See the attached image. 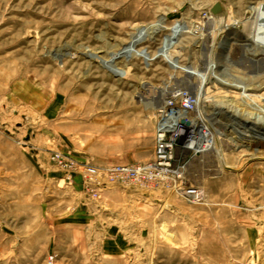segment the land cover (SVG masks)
Segmentation results:
<instances>
[{
    "label": "rangeland",
    "instance_id": "obj_1",
    "mask_svg": "<svg viewBox=\"0 0 264 264\" xmlns=\"http://www.w3.org/2000/svg\"><path fill=\"white\" fill-rule=\"evenodd\" d=\"M262 2L0 0V264H264V145L222 130L223 118L217 145L229 169L214 150L177 151L202 206L119 186L92 201L51 162L55 153L96 166L151 160L159 110L178 91L195 101L213 51L225 67L264 75V58L221 35L229 14ZM216 3L225 15L211 14ZM160 19L164 30L134 49L146 57L127 54ZM98 51L116 57L111 72L90 60ZM186 112L197 123L195 105Z\"/></svg>",
    "mask_w": 264,
    "mask_h": 264
},
{
    "label": "bare ground",
    "instance_id": "obj_2",
    "mask_svg": "<svg viewBox=\"0 0 264 264\" xmlns=\"http://www.w3.org/2000/svg\"><path fill=\"white\" fill-rule=\"evenodd\" d=\"M234 15H226V25L222 26L223 30H221V33L223 34L221 35H223L224 44L230 45L231 43L233 45L236 41H240L246 46L244 51L246 56L253 59L264 58L263 2L248 7L242 14ZM208 19H212V17ZM163 24V19H160L156 25L140 29L127 49V54L145 58L147 54L140 55V52L134 49L146 41L153 40L159 32L164 30ZM232 26H237L240 30L235 31ZM60 52L58 51L56 54L58 57L61 56ZM158 52L161 57L170 61L172 67L179 69L172 56L174 52L165 48ZM100 54H102V51L89 54V58L92 61H99L104 68L110 69L111 72L114 69L111 62L116 57L112 58L114 55H111L110 59L107 60ZM219 55V52L213 51L210 56V63H212L213 67L210 65L209 68L213 69V76L211 77L209 76L210 74H207L201 79L200 89L194 101L198 113L197 116H199L197 123H195V118L190 120L187 117L186 111L194 110L192 103H190L192 109L183 105L185 108L181 112L184 117L181 116V118L174 120L172 123V127L176 129V134L183 141H187V149L192 152L193 156L203 154L208 150H214L216 151V156H221L217 145V139L220 134L216 129L219 124L216 119L221 118L225 119L222 130L236 132L239 140L253 138L258 141V143L256 142L257 145H264V75L251 76L239 72L231 66L225 67L223 65L224 62L221 63L219 61ZM188 74L193 75V73ZM256 153L258 152L253 151L249 154V157L257 159ZM220 160L225 166L222 156ZM225 168L229 169L228 166H225Z\"/></svg>",
    "mask_w": 264,
    "mask_h": 264
},
{
    "label": "built area",
    "instance_id": "obj_3",
    "mask_svg": "<svg viewBox=\"0 0 264 264\" xmlns=\"http://www.w3.org/2000/svg\"><path fill=\"white\" fill-rule=\"evenodd\" d=\"M193 101L186 93L178 91L159 110L152 159L149 161L96 166L55 153L51 162L66 173L68 180L77 175L84 195L92 201L99 200L111 187L119 186L139 192L161 190L176 195L189 206H202L205 201L204 191L188 184L186 162L177 154L178 150L187 149V141H183L172 127L174 120L184 117L181 112L185 108L183 105L192 109L190 103ZM52 263L53 258L50 257L48 264Z\"/></svg>",
    "mask_w": 264,
    "mask_h": 264
},
{
    "label": "crops",
    "instance_id": "obj_4",
    "mask_svg": "<svg viewBox=\"0 0 264 264\" xmlns=\"http://www.w3.org/2000/svg\"><path fill=\"white\" fill-rule=\"evenodd\" d=\"M25 165H26L25 168H26L27 172H30L31 175H33L35 173H39L41 176H43V171L41 170L42 167L40 165H38V163H35L33 165V162L27 161V162H25ZM247 245H248V247L247 246L246 247L251 250L252 247H257L258 246V243L255 245V244H253V241L251 240V241H248V244ZM224 256L225 257H223V260L226 263L232 262V258H231V256L229 254L226 253ZM218 262H220V261H216V260H210L209 262L207 261V263H218ZM202 263H204V262L202 261Z\"/></svg>",
    "mask_w": 264,
    "mask_h": 264
},
{
    "label": "water",
    "instance_id": "obj_5",
    "mask_svg": "<svg viewBox=\"0 0 264 264\" xmlns=\"http://www.w3.org/2000/svg\"><path fill=\"white\" fill-rule=\"evenodd\" d=\"M210 12L214 17H220L225 15L226 13L225 8L221 3L214 4L213 7L210 9Z\"/></svg>",
    "mask_w": 264,
    "mask_h": 264
}]
</instances>
